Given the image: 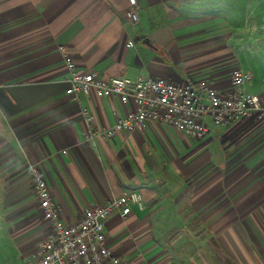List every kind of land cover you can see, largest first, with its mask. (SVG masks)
I'll use <instances>...</instances> for the list:
<instances>
[{
    "label": "crops",
    "instance_id": "1",
    "mask_svg": "<svg viewBox=\"0 0 264 264\" xmlns=\"http://www.w3.org/2000/svg\"><path fill=\"white\" fill-rule=\"evenodd\" d=\"M137 1L139 18L130 24L123 16L128 0H0V264H23L50 230L33 169L66 224L126 188L140 190L142 207L105 219L108 245L128 264H173L163 222L183 227L180 218L195 217L219 233L242 197L227 169H251L253 188L264 185V115L209 124L200 138L149 121L143 130L86 139L135 104L94 92L71 98L64 91L66 58L104 78H206L219 91L240 68L251 75L243 89L264 106V0L253 1L245 20L236 0L213 2L212 14L209 0H181L180 8L167 0ZM83 109L94 113L91 122Z\"/></svg>",
    "mask_w": 264,
    "mask_h": 264
},
{
    "label": "built area",
    "instance_id": "2",
    "mask_svg": "<svg viewBox=\"0 0 264 264\" xmlns=\"http://www.w3.org/2000/svg\"><path fill=\"white\" fill-rule=\"evenodd\" d=\"M128 1L123 16L128 23L135 24L140 4L137 0ZM127 45L133 46V41L129 40ZM66 66L69 77L64 91L71 98L94 92L98 96L117 95L123 103L131 99L135 104L134 109L111 125L93 127L86 139L110 138L119 130H143L149 121L172 124L184 134L200 138L209 130V124L223 126L233 119L264 115L260 96L243 89L251 75L240 68L232 69L229 88L219 91L206 78L183 83L152 75L104 78L95 71L77 69L71 58H66ZM83 116L87 122L94 119V113L87 109H83ZM33 189L50 230L36 242L23 264H128L108 245L105 219L113 212L124 215L133 206L142 207L140 190L126 188L101 204L85 208L75 222L66 224L59 217L47 183L36 169H33Z\"/></svg>",
    "mask_w": 264,
    "mask_h": 264
},
{
    "label": "rangeland",
    "instance_id": "3",
    "mask_svg": "<svg viewBox=\"0 0 264 264\" xmlns=\"http://www.w3.org/2000/svg\"><path fill=\"white\" fill-rule=\"evenodd\" d=\"M167 1L179 8L183 3L181 0ZM253 1L233 2V7L242 13L239 15L241 20L246 19L247 11L250 14ZM213 2L217 0H209L207 14L216 9L217 3ZM225 175L227 181L231 179L241 183L237 188L241 189L242 197L236 202L235 216L227 215L225 227L219 233L208 231L203 227L204 222L195 217L180 218V223L184 222L183 227L163 222V228L167 230L163 232L162 240L171 252L173 264H264V185L253 188L251 169H227ZM230 193L232 191L227 188V197ZM233 203L229 201L227 209L233 208Z\"/></svg>",
    "mask_w": 264,
    "mask_h": 264
},
{
    "label": "water",
    "instance_id": "4",
    "mask_svg": "<svg viewBox=\"0 0 264 264\" xmlns=\"http://www.w3.org/2000/svg\"><path fill=\"white\" fill-rule=\"evenodd\" d=\"M142 42H143V43H146V44H149V41H148L146 38H143V39H142Z\"/></svg>",
    "mask_w": 264,
    "mask_h": 264
}]
</instances>
